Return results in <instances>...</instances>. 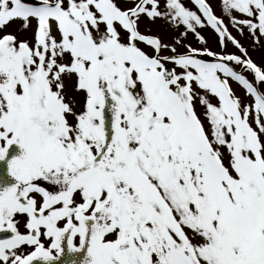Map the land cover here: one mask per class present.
I'll return each mask as SVG.
<instances>
[{"label": "snow or ice", "instance_id": "6c2138e0", "mask_svg": "<svg viewBox=\"0 0 264 264\" xmlns=\"http://www.w3.org/2000/svg\"><path fill=\"white\" fill-rule=\"evenodd\" d=\"M219 7L0 0V264H264V0Z\"/></svg>", "mask_w": 264, "mask_h": 264}, {"label": "rangeland", "instance_id": "374dc122", "mask_svg": "<svg viewBox=\"0 0 264 264\" xmlns=\"http://www.w3.org/2000/svg\"><path fill=\"white\" fill-rule=\"evenodd\" d=\"M213 2L215 4V6H216L217 13H219V11H220V7H219L220 0H213ZM233 31L235 32V29H233ZM212 46L215 47V45H212ZM249 50L252 53L254 59H256L257 61H259L261 59L262 55H264V51H262L261 49H252V48H250ZM234 87H236V86L234 85Z\"/></svg>", "mask_w": 264, "mask_h": 264}, {"label": "flooded vegetation", "instance_id": "af4514ba", "mask_svg": "<svg viewBox=\"0 0 264 264\" xmlns=\"http://www.w3.org/2000/svg\"><path fill=\"white\" fill-rule=\"evenodd\" d=\"M3 233H0V236H2ZM36 264H41V262H36ZM58 264H62V262H58Z\"/></svg>", "mask_w": 264, "mask_h": 264}]
</instances>
